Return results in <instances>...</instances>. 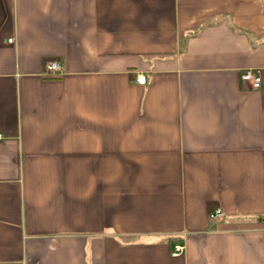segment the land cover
Segmentation results:
<instances>
[{
    "label": "crops",
    "instance_id": "0c3cea01",
    "mask_svg": "<svg viewBox=\"0 0 264 264\" xmlns=\"http://www.w3.org/2000/svg\"><path fill=\"white\" fill-rule=\"evenodd\" d=\"M0 264H264V0H0Z\"/></svg>",
    "mask_w": 264,
    "mask_h": 264
},
{
    "label": "built area",
    "instance_id": "2783aa9c",
    "mask_svg": "<svg viewBox=\"0 0 264 264\" xmlns=\"http://www.w3.org/2000/svg\"><path fill=\"white\" fill-rule=\"evenodd\" d=\"M9 43H13V39L9 40ZM63 74V66L61 65L60 62L58 61H50L46 63L45 65V77L47 78H55L58 76H61ZM261 78L256 76L252 71H247L244 76L243 80L244 82H248L251 84L253 89H259L261 87L262 80ZM137 83L139 85H145L146 84V77H138ZM209 220L213 222H218L220 220H223L224 218V213L222 209H216L213 211L210 216ZM182 248L178 247L174 253V256H179L181 255Z\"/></svg>",
    "mask_w": 264,
    "mask_h": 264
}]
</instances>
